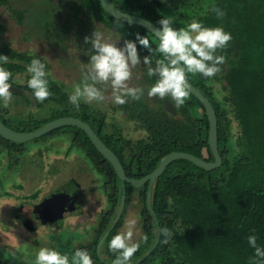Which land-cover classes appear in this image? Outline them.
I'll use <instances>...</instances> for the list:
<instances>
[{"label":"trees","instance_id":"obj_1","mask_svg":"<svg viewBox=\"0 0 264 264\" xmlns=\"http://www.w3.org/2000/svg\"><path fill=\"white\" fill-rule=\"evenodd\" d=\"M126 12L145 17L159 25L164 17L172 18V27H186L193 20L205 27H222L230 33L232 40L226 49L216 55L226 57L219 65L221 71L212 78L188 73L190 80L213 102L218 116L219 149L222 164L206 169L186 158L172 161L153 185L151 204L148 207L146 191L148 182L135 187L127 186V203L133 199L132 191H139L141 201L140 225L142 234L138 240L139 249L131 258L134 264H251L254 249L248 243V236L257 237V245L264 248V0H113ZM72 18L81 26L85 19L101 22L115 31L125 41H136V34L147 36L152 48L158 40L149 30L123 21L108 13L100 0H71ZM18 16L23 11L13 7L11 0H0ZM223 11L217 18L212 7ZM59 26L60 24L57 23ZM65 27L71 28L68 21ZM73 29V28H72ZM4 27L0 24V33ZM81 33L82 28L73 29ZM90 38V35H86ZM59 38V37H57ZM61 39V37H60ZM87 45L85 39L81 44ZM138 54L152 55L153 67L158 53H150L137 42ZM0 55L8 56V62H0L11 72L9 82H16L18 73L26 72V82L20 84L26 92L32 93L27 81L30 74L27 66L33 58L45 64L48 88L51 96L37 105L44 107L46 116L29 113L28 116L3 118L10 127L33 130L47 121L63 115H74L91 123L103 140L117 153L130 177H143L154 170L162 157L170 151L184 150L208 160H214L208 141L209 120L202 101L191 91L185 104L168 111L165 100L155 98L151 104L144 96L158 77L147 75V66L142 65L144 95L140 100L127 99L124 105H116L146 131L145 136L126 138L114 126L106 128V114L92 108L85 102L79 107L69 102L65 85L50 71L48 60L34 52L16 49L0 44ZM33 94V93H32ZM27 104L31 98L21 95ZM0 105V115L1 114ZM11 121V122H9ZM65 133L70 147L78 148L90 160L92 167L105 176V184L112 191L115 206L120 202L123 186L112 163L96 148L87 133L76 125H66L52 130L50 134ZM0 141L17 144L0 135ZM114 217V214L111 215ZM105 216L104 224L109 222ZM117 226L105 239L106 253L110 259L102 261L96 250L104 230L99 228L88 253L93 264H113L115 253L108 249L111 238L117 234ZM161 228L172 233L168 243H163ZM144 237H147L145 240ZM157 245L152 249L155 241ZM138 261V262H136Z\"/></svg>","mask_w":264,"mask_h":264},{"label":"rangeland","instance_id":"obj_2","mask_svg":"<svg viewBox=\"0 0 264 264\" xmlns=\"http://www.w3.org/2000/svg\"><path fill=\"white\" fill-rule=\"evenodd\" d=\"M170 1L172 2L173 0ZM71 3V0H11V5L13 7L23 11L24 18L22 21H19L18 16L15 15L9 7L0 5V24L4 27V30L0 33V44H8L16 49L28 50L45 57L50 63L51 73L56 79L64 83L65 90L69 95L73 92V86L81 82L84 66L89 62L93 52L90 43H87V45L81 44L86 35L89 34L91 38L94 31H99L108 42L117 44V47H123L124 45V40L118 33L106 28L99 21L84 18L85 24L81 26L72 18ZM66 21H68L71 28L64 26ZM57 23L60 25L58 26ZM72 28H82L83 30L78 34L75 33ZM142 65L141 60V64L137 65L132 70L133 77L129 81L130 86H142ZM15 78L18 82L25 83L26 72L18 73ZM97 87L104 91L106 99L103 102H93L90 105L107 112L109 116L108 120L120 125L126 136L132 138L144 136L145 131L140 129L135 121L126 119L121 110L114 109L115 104L111 99L110 87L104 85H97ZM144 97L148 99L151 104L155 102V98L148 97L147 91ZM81 101L83 102V100ZM21 106L10 107V111L24 109V107ZM30 110L37 116L48 115V112L42 108L36 109L31 107ZM61 134L63 136V133ZM56 135L60 134L57 133ZM62 136H54L51 138L48 136L47 139L40 138L36 141H26V147H30L33 144H40L43 146L45 141H47L40 153H38L37 148H33L30 154L31 158H29L34 161L36 167L39 166L41 171L40 180H36L30 187L29 184L32 182H28L26 177L22 180V183L25 185L24 189H16L13 184L14 182H10L9 188L14 190L15 193H27L41 187V193L39 194L41 196L54 185L66 179L69 173H73L83 182L84 186L87 187L86 191H88L84 213L80 216H75L73 219L76 218L77 221L81 223L89 224L95 220L98 211L105 205V197L97 189L95 192L90 191L94 180L92 172L89 171L90 167L79 154L73 152L67 155L66 150L69 139L66 140V137L62 138ZM73 150L81 152L76 147H74ZM27 155V153L24 154L25 158L28 157ZM29 159L27 160L28 162L30 161ZM5 160L6 157L4 156L1 162L4 163ZM50 165H57L59 171L56 173L52 172L49 169ZM21 169L23 171L22 173L31 172L32 178L38 177L36 174L37 172L29 170L26 164L24 167H21L20 170ZM95 172L99 185L103 184L104 176L97 171ZM15 173V171L10 173V179H15ZM8 178L5 180H9ZM135 195H137V193ZM15 203L16 201L10 198L1 200L0 212L3 208L5 210L12 209ZM139 206L140 202L135 196V199L128 207L125 220L120 228V232L126 231V222L129 219L136 220L133 235L134 243L137 242L141 235L140 218L137 212ZM13 224L14 222L11 219L9 226L12 225L11 227H13ZM14 231H16V229H14ZM2 233L3 235H1ZM16 234L17 232L10 233L8 236L0 229V240L4 239V237L8 239V241L6 240V242H8L6 244L7 246H0V264H4V261H6L7 264H35L36 254L41 248H46L45 245H39V241L36 247L35 244H30L27 241L23 243L24 241H21L20 244L14 246L17 243ZM47 239L53 241L56 247H60L58 252L69 256L70 264L71 257L77 249L89 251L85 241L86 231L70 230L68 228L60 231H51L47 235Z\"/></svg>","mask_w":264,"mask_h":264},{"label":"clouds","instance_id":"obj_3","mask_svg":"<svg viewBox=\"0 0 264 264\" xmlns=\"http://www.w3.org/2000/svg\"><path fill=\"white\" fill-rule=\"evenodd\" d=\"M217 18L224 13L218 7L211 9ZM155 30L158 44L152 48L147 36L136 34V41L125 40L123 47L108 42L99 31H94L91 38L85 37V43H90L93 50L89 62L84 66L80 83L73 86L69 102L79 107L81 100L87 104L103 102L106 97L104 91L97 85L109 86L111 99L116 105H124L128 98L140 100L144 90L132 87L129 81L133 77V69L141 64L137 42L150 53H158L162 57L156 59L153 67L152 55L143 57V64L147 66V75L158 79L149 88V98L164 99L170 97L175 107H182L189 98V84L186 79L188 73L200 74L205 78L217 75L226 57L216 55L218 50L226 49L232 40L230 33L222 27H205L193 20L186 27L174 29L172 18L164 17ZM0 62L7 63L8 56L0 55ZM30 79L27 86L32 90L36 102L42 103L51 96L46 79L45 64L40 59L33 58L27 66ZM11 72L0 67V101L8 107L12 93L10 92ZM135 219L126 222V231L114 235L108 243L110 252L117 254L113 264H130L131 258L138 251L139 244L133 242ZM163 243L167 244L172 233L167 228H161ZM146 240L147 237H144ZM248 243L254 249L251 264H264V248L257 245L255 235L248 236ZM35 264H70L69 256L56 250L41 248L35 257ZM71 264H93L92 257L87 250L77 249L71 257Z\"/></svg>","mask_w":264,"mask_h":264},{"label":"flooded vegetation","instance_id":"obj_4","mask_svg":"<svg viewBox=\"0 0 264 264\" xmlns=\"http://www.w3.org/2000/svg\"><path fill=\"white\" fill-rule=\"evenodd\" d=\"M16 82H18V81L16 80ZM9 83L15 84V85L20 86V87H22L20 84H23L20 82H18V83L9 82ZM22 88L24 89V87H22ZM24 91H25V89H24ZM24 91L21 93L11 92L12 96H14V97H12L7 108H5L3 106L2 101H0V105L2 108V110H1L2 117H1V115H0V117L2 120H3V118L9 119L11 117L28 116L30 112L33 113V111L30 110L31 107L36 108V109L42 108V107L37 105V102L35 101L32 93H30V92L24 93ZM22 94L27 95L28 97L31 98L30 104L26 103L25 98L21 96ZM88 105H90V104H88ZM18 106L24 107V109H19L16 111H10V107H18ZM90 106L94 109H97V108L93 107L92 105H90ZM114 109H115V107H114ZM97 110L99 111V109H97ZM116 110H120V109L117 108ZM100 111H102V110H100ZM102 113L106 114V128L107 129L111 130L112 128H114V126H116L121 130L122 134L126 138H132V137H128L125 135V133L123 132V129L120 125H118L117 123L110 122L108 120L109 116H108L107 112L102 111ZM122 113H124V117L126 118V113L124 111H122ZM128 120H130V119H128ZM9 122H11V121H9ZM139 128L142 129L141 127H139ZM94 130L96 131L95 128H94ZM142 130L145 131L144 129H142ZM46 134H44V135H46ZM56 134H53V135L50 134V135H47L46 137H43L44 135H42V136L30 139V140L36 141V140H39L40 138H43V139L46 138L47 139L48 136H50L49 138L54 137V136H62L61 133H58L60 135H56ZM145 134H146V131H145ZM65 137H66V140L69 139L68 135H65V133H63L62 138H65ZM100 137L102 138L101 135H100ZM141 137H143V136H141ZM137 138H140V137H137ZM137 138H133V139H137ZM27 142L26 141L25 142H17V144H11L10 145L9 143H5L3 141H0V176L2 177V178L0 177V201L5 199V198L14 199L16 201V203L13 205L12 209L5 210L3 208L2 209L3 211L1 210V212H0V229L3 232H5L8 236L10 233L17 232V234H16L17 243L14 246H16L17 244H20L21 241H24L23 243H25L27 241L30 244H35V246L37 247V245L39 244L38 242L40 241L39 245L44 244L45 247L48 249L55 250L57 248L56 250L59 251L60 247H56L55 244L53 243V241H50L47 239V235L49 234V232L60 231V230L66 229V228H68L70 230L86 231L85 241H86V246H89L93 242L96 234L98 233L99 228H102V230H104V232L101 235L99 241L96 243V250H97V253L99 254V258L102 261H106V260L108 261L110 259L109 258L110 255L106 253V249H105V245H104L105 239L111 233V231L117 226L118 222L122 218V223H120V225L117 227V231H116L117 234L120 233V228L123 225V222L125 220L126 214L128 212V207L132 203V201L135 199V196L138 199V201L140 202V206H139V209L137 211L139 218H140L139 211L141 208V201H140V198L138 197V195H135L136 193L138 194L139 191H132L133 199L131 200V202L127 203V186H126V201H125L123 213H122L120 219L118 220L117 224L112 228V230L109 232V234H107L104 237V235L106 234V232L109 230V228L113 224V222H114V220H115V218L119 212L121 200L115 206V203L113 202L112 191H111L110 187L108 185L107 186L104 185L105 180H106L105 176L102 174L104 176V182H103V184L99 185L98 179L95 176V174H96L95 171H97V170L92 167V164H91L89 158L83 152H76L75 150H73L72 147H70V141L67 144V150H66L67 155H70L71 153L75 152V153L79 154L80 156H82V158L87 162L88 166L90 167V168L88 167L90 169L89 171L92 172V175L94 176L93 177L94 178L93 185L91 186L90 191L95 192L97 189L105 197V205L103 206L102 209H100L98 211V213L95 217V220L93 222L87 224V223H81V222L77 221L76 218L73 219L75 216H80L84 213V207L86 206V203H87L86 202V199H87L86 196L88 193V191H86L87 187H85L83 182L73 173H69L67 175L66 179H63L62 181H60V183L54 185L51 189L44 192V194L41 196L39 195L41 193V187H38L36 190H34L32 192H27V193H15L14 190L9 188L10 182H14L13 184H14V187L16 189H24L25 185L22 183V180L25 179L26 177H27L28 182H30V181L32 182L29 184V186L32 185L33 183H35L36 180H40L41 171L39 169V166L36 167V165L34 164V161L29 159V158H31L30 154H31V151L33 148H37L38 153H40L41 149L43 148L44 145H46L47 141H45L43 146H41L40 144L39 145L33 144L30 147L25 146ZM25 153L28 154L27 155L28 157H26V158L24 156ZM32 154H34V153H32ZM4 156L6 157V160L4 163H2L1 161H2V158ZM28 159L30 160L29 162L27 161ZM25 164L28 165L29 170L36 171L37 172L36 174L38 175V177L32 178L31 172L22 173L23 171H22V169L20 170V168L24 167ZM49 169L55 173L59 171V167L57 165H50ZM12 171L16 172L15 173V179H10V177H9L10 173ZM7 178L9 180H5ZM31 178H32V180H31ZM122 186H123V182H122ZM148 187H149V183H148ZM147 190H148V188H147ZM151 193H152V189H151ZM122 194H123V192H122ZM146 197H147V191H146ZM121 199H122V196H121ZM146 201H147V199H146ZM148 207L151 208L149 206V204H148ZM113 214H114V217L111 216ZM105 216L109 217L108 218L109 222H110L109 225L107 223L104 224V222H103L105 219ZM11 219L14 222L13 227H11L12 225L9 226ZM14 229H16V231H14ZM141 234H142V228H141ZM1 235H3V233ZM11 236H13V235H11ZM140 237H141V235H140ZM6 240L8 241V239L5 237H4V239L0 240V246L6 245L8 243V242H6ZM138 240H137V242H138ZM47 241H49V242H47ZM4 264H7V262L4 261Z\"/></svg>","mask_w":264,"mask_h":264},{"label":"water","instance_id":"obj_5","mask_svg":"<svg viewBox=\"0 0 264 264\" xmlns=\"http://www.w3.org/2000/svg\"><path fill=\"white\" fill-rule=\"evenodd\" d=\"M103 8L113 15L114 17L121 19L126 22H130L133 24H136L142 28H145L149 30L151 33L155 35L156 28L159 27L158 24L154 23L153 21L138 16L133 13H129L121 9L113 0H100ZM156 36V35H155ZM186 79L189 84V91L194 93L204 104L205 112L209 120V129H208V141L211 148V151L214 155V160H208L203 157H200L194 153L184 151V150H174L170 151L167 154H165L158 166L152 170L150 173L144 175L143 177H130L126 173V170L124 168V165L120 159V157L117 155V153L106 144V142L100 137V135L94 130V128L91 126V124L79 117H76L74 115H63L56 117L54 119H51L41 125L40 127L28 130V131H20L16 130L9 125H7L0 117V134L12 141L16 142H25L30 139L42 136L53 129L66 126V125H76L80 128H82L91 138L96 148L112 163L113 167L115 168L117 174L121 178L123 182V194L122 199L120 203L119 212L109 228V230L106 232L104 237L109 234V232L112 230V228L117 224L118 220L120 219L124 206L126 201V182L131 183L132 185L139 187L145 184L146 182L149 183V187L147 190V203L151 207L152 211L154 212L151 204V189L154 185L155 180L161 176L167 166L174 160L178 158H186L189 160H192L196 164L202 166L206 169H214L216 167H219L222 164L223 157L221 155L220 149H219V133H218V116L216 109L214 107L213 102L210 100V98L205 95L189 78L188 74L186 75ZM11 84L10 92L15 93H21L24 91V89L20 86H17L15 84ZM165 107L168 111L172 113H176V107L175 105L169 100H165ZM103 237V238H104ZM157 239L152 246V249L157 245L158 243ZM138 262V261H136ZM134 264V263H130Z\"/></svg>","mask_w":264,"mask_h":264}]
</instances>
